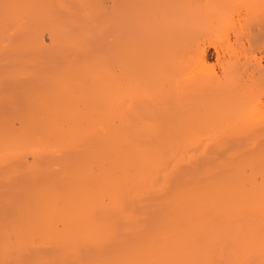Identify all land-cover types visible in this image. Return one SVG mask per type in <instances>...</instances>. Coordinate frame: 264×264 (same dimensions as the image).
<instances>
[{
    "label": "bare ground",
    "instance_id": "1",
    "mask_svg": "<svg viewBox=\"0 0 264 264\" xmlns=\"http://www.w3.org/2000/svg\"><path fill=\"white\" fill-rule=\"evenodd\" d=\"M37 1L0 0V41L14 39L5 52L49 51L29 40L49 23L57 61L83 55L64 74L43 70L52 88L43 78L37 96L0 90L3 112L24 119L12 130L0 109V214L15 213L0 220V264L32 248L29 264H212L221 246L220 264L228 253L229 264H264V0H111L109 12L102 0ZM140 10L165 33L148 45L126 35L122 51L124 31L112 30L133 14L138 24ZM20 70L2 73L18 85L32 71ZM23 154L31 162L18 166ZM55 165L59 176L30 185Z\"/></svg>",
    "mask_w": 264,
    "mask_h": 264
},
{
    "label": "rangeland",
    "instance_id": "2",
    "mask_svg": "<svg viewBox=\"0 0 264 264\" xmlns=\"http://www.w3.org/2000/svg\"><path fill=\"white\" fill-rule=\"evenodd\" d=\"M40 1H42V0H39V1H37V2H39L40 3ZM101 1V0H100ZM102 3V4H101ZM101 6L103 5L105 8H103L104 10H107V12H109V11H113V6L114 5H112L113 4V2L111 1V0H102L101 1ZM99 4V5H100ZM111 7H112V9H111ZM142 7V8H141ZM107 8V9H106ZM102 9V8H101ZM127 9V8H126ZM139 9H141V10H143L144 9V7L143 6H140L139 7ZM123 10H125V9H123ZM139 11V14H138V18H139V23H143L142 25H144V26H147L148 25V23H146V16H144L145 15V13L143 12V11ZM122 13L124 14V15H126V13H127V10L126 11H122ZM142 13V14H141ZM123 14H122V19H123ZM131 14H133V13H131ZM68 14H65L64 16H67ZM142 15L144 16V17H142ZM131 17V18H130ZM130 17L129 18H126L125 17V21L124 20H122L121 21V26H116V27H118L117 29H116V27L112 30V31H117L118 33H119V36L121 35V34H123L124 33V35L121 37L120 36V39L122 38V40H120L122 43L120 44V48H122V49H120V50H122L123 51V47H124V42H125V39L126 38H124V36L125 37H127L126 35H128V38H130V39H132L133 38V36L134 37H136L137 36V41H142V43L141 44H146V45H148L149 44V41L151 40V39H154L155 40V36L156 37H159V35L160 36H163L164 34H163V32H164V29H162V28H159L158 26H156L157 25V22H156V20L155 19H153V18H151V19H153V20H151L152 21V23L150 24L151 26H149V27H151V28H149L148 26L147 27H142V25L141 24H134V21H135V18H134V14H133V16L132 15H130ZM133 17V18H132ZM143 18V19H142ZM144 18H145V21H144ZM67 19V18H66ZM128 19V20H127ZM133 21H132V20ZM96 20H99V18H97ZM156 22V23H153V22ZM97 22V21H96ZM132 22H133V24H132ZM98 23H100V22H98ZM44 24V23H43ZM51 24V23H50ZM23 25V24H22ZM36 24L35 23H33V20H31V21H27V23L25 24L24 23V26H22L21 28H20V26L18 27L19 29H18V31H17V33H19L18 34V37H20L21 38V40L24 38V41H26L25 40V36L23 35V34H26V32L28 33V32H32V29L35 31L36 30V28H38L37 30L39 31V32H37L35 35H31V33L30 34H27V37L29 38V36L31 35V39H29L30 40V42L34 45V46H36V45H38V47H44V48H48V49H50L51 50V41L49 42V36H51L52 35V31L54 30V25H53V29H52V31H50V28H49V26H51V25H49V23H47V24H44L43 26H42V28H39V27H36L35 26ZM136 26V27H134V26ZM137 25L138 26H141V27H137ZM153 25V26H152ZM48 26V27H47ZM133 26V27H132ZM27 27H29V28H27ZM36 27V28H35ZM43 27H45V28H48V29H44ZM93 27H95L94 25H93ZM93 27L91 28V29H93ZM131 27V28H130ZM153 27V28H152ZM129 29L128 31H126L127 29ZM139 28H142V29H139ZM144 28H145V31L147 32V33H145L144 32ZM25 29V30H24ZM31 29V30H30ZM40 29H43V30H40ZM90 29V30H91ZM149 29V30H148ZM155 29V30H154ZM161 29V30H163V32H159L158 34L156 33V32H158L159 30ZM17 30V29H16ZM143 32L142 34H141V31ZM151 30V31H150ZM160 30V31H161ZM23 31H25L23 34L21 33V32H23ZM33 31V32H34ZM46 31V32H45ZM49 31V32H48ZM104 31V30H103ZM108 30H106L105 32H107ZM111 30H109L108 32H110ZM121 31V32H120ZM124 31V32H123ZM126 31V32H125ZM129 31L131 32V31H133V32H131V36L128 34L129 33ZM156 31V32H155ZM103 33V35L104 36H106V37H104L105 38V41L107 42L108 40L107 39H109L112 35L110 34V33ZM123 32V33H122ZM169 32V31H168ZM167 32V33H168ZM16 33V32H15ZM39 33V34H38ZM46 33V34H45ZM49 33H51V35L49 34ZM114 33H116V32H114ZM144 33L145 34H148V35H144ZM150 33H152V35H150ZM161 33V34H160ZM165 33V32H164ZM49 34V35H48ZM107 34H109V35H107ZM132 34H134V35H132ZM21 35V36H20ZM48 36V37H47ZM149 36H150V38H149ZM23 37V38H22ZM39 37V38H38ZM107 37H109V38H107ZM9 39L11 38V37H8ZM8 38H6V39H4V40H6V41H11V40H9ZM13 38V37H12ZM11 38V39H12ZM46 38H49V39H46ZM53 38V37H52ZM102 38H103V36H102ZM144 38V39H143ZM146 38H148V39H146ZM160 38V37H159ZM8 39V40H7ZM48 40V41H47ZM3 41V39L0 41V42H2ZM14 41V39L11 41V43L9 42H2V45H3V43H4V45L6 46V44L5 43H7L9 46H11V45H13L14 43H12ZM148 41V43H146V42ZM48 44H49V46H48ZM4 45L2 46V48L3 49H1V43H0V65L2 66L3 64H5V66L7 67L8 65H11V66H9V69H12V68H15V69H13V70H17L16 72H18V70H20L21 68H25L27 65H26V61L25 60H27L28 61V59H29V61L30 60H35L36 61V64L38 63V62H40V63H38L39 65H36V64H34V65H31V66H27L25 69H23L24 71L26 70H28L26 73H28L29 74V71L30 70H32V71H30L31 72V74L30 75H28L30 78H25V79H20V80H18V85L17 84H15V83H13V84H11L12 82H11V80H12V78L11 79H8V77H6V79H8V80H10V81H8L7 82V80L5 79V75H7V72H9L10 74H12L14 71L13 70H11V72L9 71V69L8 68H5V66H3V67H1V69H0V72L2 73V72H4V73H6L5 75L2 73H0V84L2 83V84H4V85H0V87L3 89H1L0 88V90L4 93V92H6V91H4L5 89H6V86H8V87H10V89L12 90V91H14V92H18V90H20V92H22L21 90L24 88V89H26V88H28L29 87V89H30V91L29 92H32L33 94L32 95H29V97H33V95L34 96H37V95H39V94H41L44 90H45V88H46V84H48L49 86H47L48 88L49 87H51L52 88V83H50V81L48 80L49 78H52L51 76H53L54 74H55V72L57 71V70H59V71H57V74H55V76H58V73L60 72V70L62 69L63 70V67L66 65V63H65V61L66 62H71L73 59H75L78 55H83V54H81L80 53V51L79 50H75L74 52L75 53H78L77 55L75 54V53H72V55L71 56H66V57H68L69 59H67V60H65L64 62L63 61H61V60H59V61H61L62 63H59V61H57V54H58V51H60L59 53L61 54V51L63 52V48H58L59 50H57V52L56 51H53V50H51V51H53V53L51 52L50 53V50L49 51H47V52H45V53H41L40 51H39V49L37 48V46H36V49H35V47H34V49H32V51H31V49L29 50L28 48V50L27 49H25L27 46V44H25L22 48H21V50H16V48H14L13 49V51H11L10 49V54H8V52L6 53L5 51H6V49H7V46L6 47H4ZM33 45H31V48H32V46ZM145 45V46H146ZM14 46V45H13ZM13 46H11V47H13ZM26 46V47H25ZM46 46V47H45ZM144 45H142L141 46V51H142V53H143V50H144V54H142V55H145V56H143V57H147L146 56V49L145 48H147L148 46H146L145 47ZM30 47V46H29ZM142 47H144V48H142ZM6 48V49H5ZM89 48H91V51L93 50V48H95L94 50H96L97 48L95 47V46H93V45H91ZM24 49V50H23ZM43 49V48H42ZM16 50V51H15ZM34 50V51H33ZM47 50V49H46ZM146 51V52H145ZM13 54H12V53ZM54 52H56L55 54H54ZM93 52H95V51H93ZM40 53V54H39ZM123 53V52H122ZM137 53H139V52H137ZM30 54V55H29ZM76 55V57H74L75 55ZM8 55V56H7ZM13 57V59H12V57ZM148 55V54H147ZM7 56V57H6ZM48 56V57H47ZM56 56V57H55ZM80 56H78L79 58H80ZM122 59H124V54H122ZM138 56H140V58L141 59H144V61H146L147 60V58L145 59V58H143V57H141V53H139V54H137V57ZM6 57V58H5ZM9 57H11V59H9ZM28 57V59H26ZM32 57L34 58V59H32ZM73 57V58H72ZM7 59V60H4V59ZM56 58V59H55ZM134 58V59H133ZM135 58H136V56H135V54H134V56H132V61H134V64L136 65V63L135 62H137V61H141L142 63H141V66L142 65H146L147 63L146 62H148V61H146V62H144L143 60H141V59H138V58H136V60H135ZM25 59V60H24ZM52 59V60H51ZM53 59H55L57 62L55 63V62H53ZM65 59V58H64ZM77 59V58H76ZM12 61V60H15L16 62L14 63V61H13V65L11 64V62H9V61ZM20 60V61H19ZM22 60H24L23 62H21ZM210 60V61H209ZM209 60H208V64H210V65H212L213 63H214V61H213V58L211 57V56H209ZM4 61H6L5 63H3V64H1L2 62H4ZM17 61H19V62H17ZM53 62L54 64H51V63H49V62ZM32 62V61H31ZM43 62V63H42ZM47 62H48V65H47ZM139 62H137V65H138V63ZM144 62V63H143ZM9 63V64H8ZM34 62H32V64H33ZM65 63V64H64ZM8 64V65H7ZM56 64L59 66H56ZM68 64V63H67ZM140 64V63H139ZM22 65V66H21ZM26 65V66H25ZM50 65H53V69L51 70V72H53L54 74H52V75H50L49 77L47 76V74H49L50 73V69L49 68H51V66ZM69 65H70V63H69ZM15 66H17L18 68H16ZM33 66V67H32ZM35 66V67H34ZM50 66V67H49ZM63 66V67H62ZM147 66H150V64H147ZM147 66H145V67H147ZM56 67V68H55ZM66 67V66H65ZM68 67V66H67ZM66 67V68H67ZM34 68V69H33ZM40 68H41V71L42 72H40ZM49 69L48 71H49V73H47L46 74V71H47V69ZM66 68H64V69H66ZM70 68V67H69ZM46 69V71L44 72L43 70H45ZM55 69H56V71H55ZM6 70H7V72H6ZM22 70V69H21ZM20 70V71H21ZM22 70V71H23ZM13 71V72H12ZM23 71V72H24ZM64 71V70H63ZM68 70H66L65 72H67ZM8 73V74H9ZM43 73H45V74H43ZM61 74L63 73L62 71L60 72ZM8 75L9 77L10 76H12V75ZM40 74V75H39ZM61 74H59V75H61ZM64 74V73H63ZM3 75H4V77H3ZM26 76H27V74H26ZM40 76H41V79H42V81H40V82H42V87L40 88L39 86L41 85H39V78H40ZM123 76V75H122ZM38 77V78H37ZM37 78V79H36ZM47 80V81H49V83L47 82H45V80ZM13 80H14V78H13ZM16 80V79H15ZM14 80V81H15ZM13 81V82H14ZM29 84V86H27L28 84ZM46 83V84H45ZM25 85V86H24ZM5 86V89L3 88ZM24 86V87H23ZM26 87V88H25ZM21 88V89H20ZM48 88H46V89H48ZM50 88V89H51ZM23 89V90H24ZM7 91L9 90V89H6ZM0 91V92H1ZM13 92V93H14ZM19 92V93H20ZM24 92H25V96H27V94H28V92H27V94H26V91L24 90ZM17 93H15L14 95H16ZM19 95V94H18ZM1 96V95H0ZM13 96V95H12ZM17 96V95H16ZM25 96H24V100H25ZM28 97V96H27ZM1 99V98H0ZM2 100V99H1ZM1 100H0V102H1ZM6 100V99H5ZM27 100V99H26ZM3 102V101H2ZM1 102V103H2ZM8 101L6 100V103H7ZM10 103V102H9ZM9 103H7V104H9ZM6 104V105H7ZM1 105V104H0ZM6 105H5V107H6ZM2 106H4L3 104H2ZM5 107H3V108H0V109H2V112H3V109L4 110H8V108L6 107V109H5ZM14 107V106H13ZM6 111L5 112H3V113H5L6 114ZM12 111V110H11ZM13 112H14V114H16V112H15V110L13 109ZM0 113H1V111H0ZM4 114V117H7L6 119H3L4 117H2V120L3 121H5L6 123H8V124H6V125H8V126H10L11 128H12V130H17V129H19V128H21L22 126H23V118H22V120H20L21 119V117L19 116V115H17V116H14L13 115V113H11L13 116H11V114H9V113H7L6 115ZM8 114L10 115V117L8 116ZM3 115V114H2ZM1 115V116H2ZM1 116H0V118H1ZM12 117V118H11ZM16 117V118H15ZM17 117H19V118H17ZM9 118V119H8ZM11 118V119H10ZM16 119H18V120H16ZM1 119H0V121H2ZM13 120V121H12ZM8 121V122H7ZM10 121V122H9ZM4 122V123H5ZM10 123H11V125H10ZM14 123V124H13ZM115 124H117V122L115 121L114 122ZM135 124V123H134ZM15 125V126H14ZM137 126L138 125H140L139 123H137L136 124ZM139 127V126H138ZM102 136H100V138H101ZM97 141H100V139H98ZM19 156H22V158L21 157H19ZM19 156H16L15 157V160L13 159V162H16V160L17 159H19V160H17L18 162H17V164H18V166H24L25 164L24 163H27V164H29L30 162H31V159H32V157H31V155H29V154H23V155H19ZM23 160V161H22ZM24 162V163H23ZM21 163V164H20ZM56 166L57 165H55V166H53V167H51L50 168V170H51V174H50V171L49 170H47V171H44V172H41V173H39V174H41V175H39L40 177H38L37 179H35V180H30L29 178H27L28 180H30V181H28L29 183H30V185L32 186V187H34V186H36L37 187V185L36 184H38V186H40L41 185V183H44V182H46V180H50L49 178H51V179H54V178H56V176H59L60 175V173L58 172L59 171V168H56ZM58 167H60V166H58ZM56 168V169H55ZM48 172V173H47ZM19 174L17 175L18 177L16 178V177H14V176H16L15 174H14V176H13V178H11V180L13 181V184H20L21 182H22V180H23V177H24V174H22V173H20V172H18ZM42 173H43V175H42ZM44 173H46V175H45V177H43L44 176ZM21 174V175H20ZM38 175V174H37ZM21 178H22V180H21ZM21 180V182H19ZM260 181V179L258 178L257 179V181ZM39 181H42L41 183L39 182ZM258 181V182H259ZM257 182V183H258ZM22 183H24V181L22 182ZM28 183V184H29ZM32 183V184H31ZM35 183V185H33ZM9 185V184H8ZM27 185V184H26ZM55 188H59V185H57V187L55 186ZM4 208V210H6L5 209V207H3ZM3 210V209H2ZM2 210L0 211V213L2 214ZM12 211V210H11ZM10 211V212H11ZM10 212H3V215H1L0 214V220H1V218L3 219V221L5 220V218L7 217V215L8 216H10L11 215V217H7L6 219L7 220H9L10 218H12V215H14L15 213L13 212H11L12 214H10ZM9 213V214H8ZM1 216H3V217H1ZM14 217V216H13ZM7 220H5V221H7ZM11 220V219H10ZM2 221V222H3ZM2 237V238H1ZM6 238V235L5 234H2V236L0 235V238H1V241H3V238ZM0 241V242H1ZM215 242V241H214ZM214 242H212V243H214ZM219 242H221V241H219ZM222 243V242H221ZM218 245H220L218 242H217V240H216V244H212L211 245V247L213 248V250L214 249H216L217 248V246ZM221 246V245H220ZM228 246H229V244H228ZM228 246H227V249H229L228 248ZM216 247V248H215ZM219 247V246H218ZM222 247V246H221ZM221 247H219L218 249H219V251H220V253L219 252H217L216 250V254H213V256L215 255L216 256V258H214L213 256H212V258H209V261L211 262L212 260H215V261H212L213 263L212 264H215V262H216V264L218 263V264H220V260H219V258H217V257H220V255H221ZM224 247V246H223ZM225 248V247H224ZM223 248V249H224ZM227 249H224L223 251H226ZM28 253H24V258H23V260L22 261H20V264L22 263H24V264H29V260L31 259V256L32 257H34V256H37L38 254H39V250L38 249H34V248H32V249H27L26 250ZM228 251V250H227ZM226 251V252H227ZM30 252H31V254H30ZM229 252H230V250H229ZM218 253H219V256H218ZM223 253V252H222ZM228 253V252H227ZM27 254V255H26ZM30 254V255H29ZM229 254V253H228ZM227 254V256H230V255H228ZM226 256V255H225ZM226 256V257H227ZM250 256V255H249ZM253 255H251V257H252ZM226 257H224V254H223V258H224V260H226ZM250 257V262L252 261V259H253V261H255V262H253L254 264H258V261H259V259L257 258L258 257V255H256V256H254V258L252 257L251 258ZM259 257H261V255H259ZM222 258V257H221ZM220 258V259H221ZM228 258V257H227ZM22 259V258H21ZM29 259V260H28ZM255 259V260H254ZM222 260V259H221ZM224 260H222L223 262H222V264L223 263H225V261ZM228 260H229V258H228ZM247 260V259H246ZM246 260L244 261V263L246 264ZM249 260L247 261V262H249ZM257 260V261H256ZM28 261V262H27ZM227 261V260H226ZM5 262H7V260L5 261ZM228 262V261H227ZM227 262L225 263V264H227ZM252 262H251V264H252ZM243 262H241V264H244ZM3 264H6V263H3ZM209 264H211V263H209ZM228 264H229V262H228ZM250 264V263H249Z\"/></svg>",
    "mask_w": 264,
    "mask_h": 264
}]
</instances>
